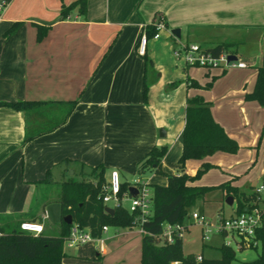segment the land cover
Instances as JSON below:
<instances>
[{"label":"crops","instance_id":"0c3cea01","mask_svg":"<svg viewBox=\"0 0 264 264\" xmlns=\"http://www.w3.org/2000/svg\"><path fill=\"white\" fill-rule=\"evenodd\" d=\"M71 1L11 0L0 18V101L38 100L66 107L75 100L64 122L26 141L25 112L0 105V228L31 220L56 235L63 180L80 179L75 175L101 164L106 180L116 169L122 181L130 182L141 176L136 164L154 145H168L163 168L182 172L178 159L187 99L196 93L211 102L214 118L240 147L236 152L216 150L203 158H188L185 171L195 174L209 161L214 164L210 168L223 171L219 181L195 182L218 185L231 179L241 190L252 186L250 191L264 183V106L246 96L254 90L258 66L264 63V0H86L84 12L77 5L62 17V3ZM158 16L165 26L157 38H148L145 54H139V36ZM37 24L47 26L42 37ZM177 27L180 35L172 31ZM178 39L208 47L232 41L230 48L248 65H187L174 54ZM171 154L174 159H169ZM47 170L50 180L45 179ZM144 173L148 183H167L165 175ZM244 174L247 179L242 181ZM53 182L59 185L54 197L47 194ZM221 193L227 197L223 188ZM201 197L206 199L205 194ZM51 199L59 205L53 214L48 208ZM230 206L232 213L236 199ZM114 227L111 235L110 225L102 232L103 249L98 240H91L92 255L100 252L106 263L129 258L127 245L134 240H129L131 230H125L132 227ZM65 251L69 260L92 256Z\"/></svg>","mask_w":264,"mask_h":264},{"label":"trees","instance_id":"16d2710c","mask_svg":"<svg viewBox=\"0 0 264 264\" xmlns=\"http://www.w3.org/2000/svg\"><path fill=\"white\" fill-rule=\"evenodd\" d=\"M78 5V10L84 12L86 0H72L68 4L62 3L60 14L65 17L68 11ZM47 26L37 24V35L42 37ZM145 30L148 38L153 35L156 28L153 23L146 24ZM234 42L219 41L209 49L215 54L229 49ZM212 82H208L206 87ZM191 85L199 86L192 81ZM146 88L144 85V96ZM249 99H257L264 106V63L258 66V74L254 90L246 94ZM8 105L25 112V137L29 140L41 133L48 132L65 121L72 110L75 100H71L68 106L54 105L53 103L38 100L0 101V105ZM264 134V127L262 135ZM183 149L178 163L182 172H168L162 167V157L168 151L167 144L154 145L141 158L135 172L143 174L152 170L157 174L167 176V183L160 184L150 182L148 185L152 191L151 212L147 220L142 222L146 232L141 235V257L138 263L132 264H171L175 260L182 264H233L237 251L233 245L224 242L219 249V257H206L199 261L193 258V253L184 255L182 252L183 237H177L173 242L157 243L155 235L162 229V223L184 222L189 207L196 203L199 197L215 189L223 188L226 195H232L237 199V209L240 210L245 203L261 200V194L253 189L250 192L241 190L238 185L232 184L231 179L216 185L200 184L195 182L206 172L212 164L204 161L195 174L185 171V163L188 158H203L216 150L236 152L240 145L230 136L226 129L213 116L211 102L201 93L191 95L187 99L186 124L182 133ZM67 160V159H65ZM105 167L101 164L90 166L93 178H70L61 182L59 202L61 205V220L59 231L56 235H49L42 230L35 234L22 229L19 222L8 223L7 227L0 228V264H126L124 262H103L100 252L95 260L86 258L66 259L64 250L65 239L70 233L71 226L76 223L80 227L87 228L94 237L102 234V225L130 226L139 213L132 211L123 200L113 205V212L105 210L102 200V185L107 180L104 176ZM46 180H50L49 170L46 172ZM131 182L121 181L119 196L129 191ZM70 214L72 222L64 220V216ZM257 237L260 239V250L257 257L241 261L239 264H264V224L257 228ZM247 246H242L244 249ZM197 257V256H196ZM196 261V262H195Z\"/></svg>","mask_w":264,"mask_h":264},{"label":"built area","instance_id":"2783aa9c","mask_svg":"<svg viewBox=\"0 0 264 264\" xmlns=\"http://www.w3.org/2000/svg\"><path fill=\"white\" fill-rule=\"evenodd\" d=\"M11 0H0V18L8 3ZM156 31L152 37L157 38L159 36V30L165 26L163 17L158 16L153 23ZM148 36L146 30L141 32L136 50L139 54H145ZM174 54L177 58L183 59L187 65L201 66L207 69L212 68H230V67H244L248 65L246 59L241 58L231 48L225 49L218 54H215L199 42H183L176 40L174 47ZM231 54H235L236 57H231ZM120 175L119 171L114 169L110 173L109 179L102 185V200L105 203H111L117 205L121 200H128V208L132 211L139 213L136 216L133 223L140 225L139 231L141 233L146 232V229L142 226V222L147 220L148 215L151 212L152 206V191L148 182L136 177L132 180L131 184L136 188V193L132 194L130 191L124 192L122 196H119L120 189ZM256 190L261 194V200L254 201L252 203H245L240 210L237 209L228 215L222 214L218 217L217 222H212L204 214L195 212L193 217L198 222L203 230V240L209 241L211 233L216 231L219 234L229 236L234 239L237 246L252 247L260 244V239L257 237V228L264 224V205L261 202L264 198V183L260 184ZM22 229L31 231L35 234L39 233L43 229L41 222L24 220L19 223ZM188 224L185 222H163L161 231L155 235L157 243L173 242L177 237H183ZM108 228V225H102V232ZM238 236V239L236 238ZM99 241V249L104 247V239L100 236L94 237L91 235L87 228L80 227L76 223L71 226L70 233L65 239L67 246H73L85 241L91 240ZM227 244H231L229 241ZM232 245V244H231ZM203 255H197V260L201 261ZM172 264H181L179 260H175Z\"/></svg>","mask_w":264,"mask_h":264},{"label":"rangeland","instance_id":"374dc122","mask_svg":"<svg viewBox=\"0 0 264 264\" xmlns=\"http://www.w3.org/2000/svg\"><path fill=\"white\" fill-rule=\"evenodd\" d=\"M240 51L244 53L243 50H240ZM169 159H174L172 154L169 155ZM221 173H223V171H221L220 169L209 168L206 172L203 173V175L200 178L201 179L205 178L203 182H207L208 184H211L216 181H219L222 175ZM147 175L148 174L143 173L141 174V176L140 175H137V176H140L139 178H141L142 180H146ZM247 175L248 174L240 175V177H242L241 180L243 181L247 179L246 178ZM75 177H78L80 179H83V178L88 179V178H93V175L90 172V168H85L82 174H78V176L75 175ZM122 179L123 177L120 175V180L122 181ZM157 179H161V177H158ZM132 180L133 178H129L130 182H132ZM262 181H263V176L259 178L258 182L261 183ZM218 188H215L205 193V198H206L205 200L202 197H199L196 203L189 207L188 214L184 218V222L188 224V227L183 234V246H182L183 254L187 255L189 253H193L194 255L193 258L195 260H196V256L199 254H202L204 256V259L206 257H219L221 255V251L219 249L220 245H222L224 242L228 243L230 241L237 251V256L233 260V264H239L241 263V261L254 259L259 254V250L261 247L260 244L252 246V247H246L244 249H240L237 246L234 239H231L229 236L219 234L216 231H213L211 233V237L209 238V241L205 242L203 240L202 227L198 222L195 221L193 214L195 212H200L201 214H204L207 218H209L212 222H217L218 217L222 215V213H224L225 215H228L230 213L231 206L227 201V197H224L221 193V188L220 189ZM251 188L252 186H244V189L247 191H250ZM58 190H59L58 183L56 182L50 183L47 189V194L54 197L58 194ZM50 201L51 203L49 204L48 208L50 209V211L52 210V214H53V211L55 213L59 205L58 203L54 202L55 200L53 199H51ZM123 204L127 205L128 200L124 199ZM261 205L262 206L264 205V201L261 202ZM49 219L52 220L53 217L51 216V218ZM124 228H131V229H125V230H131L130 231L131 233L129 234L130 235L129 240H131L132 238H134V240L131 241V243L127 245V249L130 250L129 252L130 257L127 258L128 256L126 255L125 256L126 258H123V260L121 261L119 260V261L124 262V263H130V264L138 262L140 261L139 258L141 257V255L139 254V246L136 244V242L138 243V240L140 237V233H138V230L140 229V225L138 223H132L130 226H124ZM114 231H115V227L110 226L108 233H110L111 235L112 233H114ZM44 232L46 234L49 233L48 231H44ZM120 232L122 231L120 230ZM118 238L114 237L113 240H117ZM236 238L238 239V236H236ZM92 241H85V242H82L76 245L74 244L73 246H70V247L64 244L63 248L64 250L71 249L73 251H76L79 255H82V256L92 255L94 253L93 246L91 245ZM110 251H113V248H109V253H112ZM114 252H117V249H115ZM79 257L86 258L89 260H95L96 255H92L89 257H86V256L85 257L79 256ZM110 259H113V258H110ZM106 260H109V258H106L105 261Z\"/></svg>","mask_w":264,"mask_h":264},{"label":"water","instance_id":"95a60500","mask_svg":"<svg viewBox=\"0 0 264 264\" xmlns=\"http://www.w3.org/2000/svg\"><path fill=\"white\" fill-rule=\"evenodd\" d=\"M172 31H173L174 33H176L177 35H180V34H181V29H180L179 27L174 28ZM231 57H236V55H235V54H231ZM128 189H129V191H130L132 194H135V193H136V188H135L134 186L130 185ZM227 201H228L229 204H232L233 201H234V197H233L232 195H228V196H227ZM113 209H114V208H113L112 206H108V205L105 206V210L108 211V212H113ZM64 220H65L66 222H68V223L72 222V217H71V215H70V214L65 215V216H64ZM200 264H201V262H200Z\"/></svg>","mask_w":264,"mask_h":264}]
</instances>
